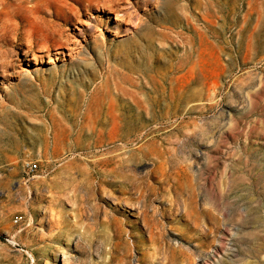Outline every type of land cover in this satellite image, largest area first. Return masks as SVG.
Listing matches in <instances>:
<instances>
[{"label": "rangeland", "instance_id": "1", "mask_svg": "<svg viewBox=\"0 0 264 264\" xmlns=\"http://www.w3.org/2000/svg\"><path fill=\"white\" fill-rule=\"evenodd\" d=\"M86 3L0 0V264H264V0Z\"/></svg>", "mask_w": 264, "mask_h": 264}, {"label": "bare ground", "instance_id": "2", "mask_svg": "<svg viewBox=\"0 0 264 264\" xmlns=\"http://www.w3.org/2000/svg\"><path fill=\"white\" fill-rule=\"evenodd\" d=\"M78 1H80V0H78ZM86 2L88 3V8H90L91 7V4H93V0H86ZM85 3V2H84ZM86 3V4H87ZM85 4V5H86ZM87 6V5H86ZM99 6V5H98ZM101 6V5H100ZM1 8V7H0ZM3 12H5V10L3 9V10H1L0 9V13H3ZM61 19V18H60ZM66 20V19H65ZM34 43V42H33ZM36 45L37 46H39V47H41L42 46V42H38V41H36ZM99 158V157H98ZM106 159H108V158H104L103 159V157H102V159H94V166H96V165H100L101 163H104L105 161H107ZM91 164V163H90ZM91 167V166H90ZM116 176V175H115ZM115 182V181H114ZM113 183V182H112ZM120 183V182H119ZM91 184V183H90ZM101 185H102V182H101V180L99 179V180H97V182H94L93 184H91V188H90V191H89V193H91V192H93V193H91V194H98L100 191H101ZM104 185V184H103ZM117 188V187H116ZM115 188V189H116ZM114 189V190H115ZM119 189V188H118ZM104 195V194H103ZM110 196H111V194H110ZM101 198H102V196H101ZM110 198V197H109ZM112 198V197H111ZM118 198V197H117ZM89 197H88V201H89ZM96 199V198H95ZM92 200H94V198L92 199ZM100 200V199H99ZM98 200V201H99ZM95 201V203L93 204V206L89 209L90 211H88V213H91V215H94L93 216V218L97 215V212H99V210H97L98 209V206H96L97 205V203H96V201L97 200H94ZM92 204V203H91ZM96 204V205H95ZM100 208V207H99ZM102 209V208H101ZM102 211V210H101ZM104 211V210H103ZM106 213H108V212H106ZM106 213H105V215H106ZM113 213V212H112ZM99 214V213H98ZM109 214V213H108ZM101 215V214H100ZM140 215H141V217H142V220L144 221L145 219H146V214L144 213V212H141L140 213ZM113 216H115L114 214H113ZM98 217V216H97ZM107 217V216H106ZM92 218V219H93ZM89 219V218H88ZM109 219V218H108ZM110 220V219H109ZM110 222V221H109Z\"/></svg>", "mask_w": 264, "mask_h": 264}, {"label": "built area", "instance_id": "3", "mask_svg": "<svg viewBox=\"0 0 264 264\" xmlns=\"http://www.w3.org/2000/svg\"><path fill=\"white\" fill-rule=\"evenodd\" d=\"M37 168V165L35 162H25L24 169L26 170V173L31 172ZM20 219V218H18ZM14 222H17V219H15Z\"/></svg>", "mask_w": 264, "mask_h": 264}]
</instances>
